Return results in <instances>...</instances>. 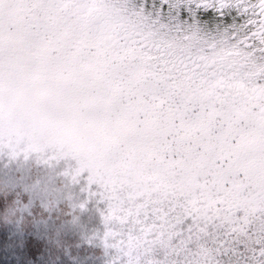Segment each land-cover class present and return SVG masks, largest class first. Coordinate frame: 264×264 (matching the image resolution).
<instances>
[{
	"label": "snow or ice",
	"instance_id": "obj_1",
	"mask_svg": "<svg viewBox=\"0 0 264 264\" xmlns=\"http://www.w3.org/2000/svg\"><path fill=\"white\" fill-rule=\"evenodd\" d=\"M0 264H264V0H0Z\"/></svg>",
	"mask_w": 264,
	"mask_h": 264
}]
</instances>
